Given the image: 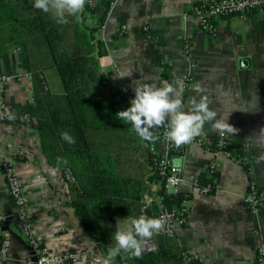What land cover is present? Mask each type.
I'll return each mask as SVG.
<instances>
[{
	"label": "crops",
	"instance_id": "1",
	"mask_svg": "<svg viewBox=\"0 0 264 264\" xmlns=\"http://www.w3.org/2000/svg\"><path fill=\"white\" fill-rule=\"evenodd\" d=\"M197 1L109 0V11L97 32L106 48L100 70L119 90L135 93L136 86L158 88L173 83L182 93L185 110L195 96L197 100L206 97L217 118L229 113L228 123L237 131L224 135L236 158L220 156L223 164L215 174V190L210 192V186L199 187L195 180L206 173L216 155L196 143L173 154L172 160L181 157L183 161L179 167L183 181L174 192L190 194L183 203L187 223L176 236L158 237L162 249L172 253L185 249L195 255L198 264H255L264 243V205L252 211L242 197L251 183L264 189V11L220 18L216 32L206 34L192 15ZM92 5L95 12L88 17L95 23L105 5L103 0H92ZM66 42L69 50H78L70 29ZM34 50L32 42L29 47L0 46V73L20 76L6 90L8 102L18 114L36 120V99L46 93L34 96L30 86L40 89L41 78L54 96L65 95V89L58 69L45 67L44 57ZM187 78L191 87L180 88L178 82L184 85ZM93 133L91 142L113 156L120 176L144 184L139 203L142 210H152L153 202L158 204L161 182L149 180L153 166L146 141L135 133ZM203 133L221 134L213 131L212 122L205 123ZM152 143L157 151L166 148L161 138ZM0 161H11L26 185L34 229L46 244L60 251L83 247L86 257L76 264H119L118 255L109 258L108 251H100L79 223L59 163L50 162L41 148L37 124L0 123ZM116 223L119 230H125L131 219L118 217ZM0 230L8 243L3 264H28L31 246L17 223L4 179H0Z\"/></svg>",
	"mask_w": 264,
	"mask_h": 264
},
{
	"label": "trees",
	"instance_id": "2",
	"mask_svg": "<svg viewBox=\"0 0 264 264\" xmlns=\"http://www.w3.org/2000/svg\"><path fill=\"white\" fill-rule=\"evenodd\" d=\"M33 3L34 0H0V46L15 43L29 47L32 42L34 51L44 57L45 67L58 69L65 95H52L45 89L41 78L40 89H36L35 84L33 86L34 96L38 92L46 93L36 99L40 145L50 162L57 161L62 171L67 167L73 170L75 181L67 184V192L75 215L98 249L106 253L115 244L118 217H156L159 213V206L154 202L152 210L150 207L142 210L139 202L144 184L132 178H122L113 156L91 142L95 131L135 133L130 124L119 120L116 115L129 106L135 93L114 88L100 70V57L106 54V48L97 32L104 24L110 3L103 0L105 11L95 23H91L88 17L94 14V7L86 1L78 14L79 19L66 13L67 23L63 24L57 22L52 12L36 9ZM69 29L77 51L69 50L66 44ZM166 125L167 121L157 127ZM63 131L74 136L75 143L69 144L62 139ZM146 143L147 157L153 166L149 180H160L155 169L157 156L149 148L151 141ZM209 147L214 149L215 145ZM207 173L209 175L208 169L195 184L210 186L211 192L215 190L216 173L210 177ZM159 193L163 194L166 207L177 214L183 211V202L190 196L185 192L166 194L163 189ZM1 232L0 242H3L5 238ZM159 239L157 251H143L140 258L122 252L118 255L119 264H184L186 250L178 253L165 251ZM194 262L198 264V259L195 258ZM67 264L71 263L68 261Z\"/></svg>",
	"mask_w": 264,
	"mask_h": 264
},
{
	"label": "built area",
	"instance_id": "3",
	"mask_svg": "<svg viewBox=\"0 0 264 264\" xmlns=\"http://www.w3.org/2000/svg\"><path fill=\"white\" fill-rule=\"evenodd\" d=\"M92 4V0H88ZM192 15L196 19L198 29L206 34H214L216 32V21L220 18L240 16L244 17L252 12L264 11V0H198L192 6ZM125 29V27H124ZM20 80V76L0 73V123L10 121H20L28 126L36 124L35 118L28 114L20 115L12 109L7 99V88L10 83ZM190 78L185 80L183 87L189 89L191 87ZM30 91L33 94V86H30ZM167 125L163 127H155L153 134L156 138H161L166 143V148L163 151H157L151 141L150 150L157 156L155 161V169L160 175L161 188L166 194L174 193L176 187L183 181L181 168L173 166L172 156L183 150L186 144H181L177 147L169 140L165 133ZM211 150L216 157L209 163V173L214 175L222 167L220 156L227 158H236L230 143L224 134L209 136L206 133L194 137L191 142ZM214 144L215 148L210 149L209 145ZM21 146V145H19ZM0 179H4L6 189L14 200L16 207V219L19 220L20 229L29 245L35 251L37 261L32 258L28 260V264H76L86 257L87 251L82 248L56 250L52 246L46 244L39 235H37L32 223L30 211V200L26 185L20 178L14 164L11 161H0ZM62 181L67 190V184L75 181V175L70 167L62 171ZM196 182V180H195ZM243 203L252 211H258L264 205V189H260L255 183H251L249 190L242 197ZM186 201V200H185ZM184 201V202H185ZM156 202L159 205V217L163 221L161 229L151 237L143 238L144 252H155L158 250V236L167 237L176 236L180 227H184L187 223L186 207L180 214L169 210L164 203L163 194H158ZM183 202V203H184ZM57 230H60L57 229ZM5 231V230H3ZM1 232L4 236V232ZM5 238V237H4ZM8 250L6 239L0 242V264H3L4 253ZM129 257H132L129 255ZM195 255L185 251L183 256L184 264H197L194 262ZM255 264H264V243L259 247L255 259Z\"/></svg>",
	"mask_w": 264,
	"mask_h": 264
},
{
	"label": "clouds",
	"instance_id": "4",
	"mask_svg": "<svg viewBox=\"0 0 264 264\" xmlns=\"http://www.w3.org/2000/svg\"><path fill=\"white\" fill-rule=\"evenodd\" d=\"M86 0H34L33 7L44 12H52L58 23H67L66 13L76 16L83 10ZM183 88L182 82H178ZM189 103L191 107L184 109L182 93L177 91L173 83L165 82L163 86L153 88L151 85L135 87V95L129 106L119 110L116 115L119 120L131 125L135 133L144 141L156 139L153 129L167 121L166 137L177 147L191 142L204 130L206 122H212L213 131L221 134H233L237 131L230 123L228 116L220 115L209 108L206 97L199 100L193 96ZM62 139L69 144L75 143V137L68 131L61 133ZM173 166H182V158L176 157ZM163 221L159 217L140 215L132 218L125 230H117L114 234L115 244L109 248V258L128 253L140 258L143 255V238L151 237L161 229Z\"/></svg>",
	"mask_w": 264,
	"mask_h": 264
},
{
	"label": "water",
	"instance_id": "5",
	"mask_svg": "<svg viewBox=\"0 0 264 264\" xmlns=\"http://www.w3.org/2000/svg\"><path fill=\"white\" fill-rule=\"evenodd\" d=\"M3 230H7L8 229V226L6 225V226H3V228H2ZM31 256H32V260L33 261H37V256L35 255V251L32 249V247H31Z\"/></svg>",
	"mask_w": 264,
	"mask_h": 264
}]
</instances>
